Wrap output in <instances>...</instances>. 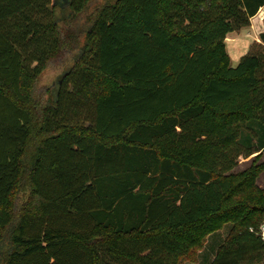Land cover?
<instances>
[{"label":"trees","instance_id":"obj_1","mask_svg":"<svg viewBox=\"0 0 264 264\" xmlns=\"http://www.w3.org/2000/svg\"><path fill=\"white\" fill-rule=\"evenodd\" d=\"M68 2L0 0V264H185L242 208L209 264L264 262L261 168L228 174L264 150V31L226 47L264 0Z\"/></svg>","mask_w":264,"mask_h":264},{"label":"rangeland","instance_id":"obj_2","mask_svg":"<svg viewBox=\"0 0 264 264\" xmlns=\"http://www.w3.org/2000/svg\"><path fill=\"white\" fill-rule=\"evenodd\" d=\"M63 2V5L68 3V0H53L54 3ZM68 6V5H67ZM66 13V12H65ZM58 20L64 15V11L60 8L57 9ZM264 31V7L251 19V24L245 26L239 30L233 31L229 36L230 39L226 40L227 52L229 54L230 65L237 66L242 57L250 52L258 51L261 42L260 34ZM76 53L69 52L65 58L54 60L48 64L46 69L37 79L34 85L33 102L31 104H37L40 106L45 99L53 98L52 92L55 93L58 80L62 74L71 66V63ZM48 102V101H47ZM47 104V103H46ZM45 104V105H46ZM44 105V104H43ZM44 105V106H45ZM35 130V127H34ZM250 130L246 129L242 131V138L250 134ZM255 140V139H254ZM243 152L247 150L246 144L241 139ZM259 166L261 168L258 176L254 179L255 185L259 189H264V150L253 151L251 155L241 156L235 167L228 171V174L238 182L243 178L245 170L249 169L251 165ZM241 194L230 196L227 200L226 207L233 206L237 200H242ZM228 217L224 221H208L205 223L202 231L198 232V237L201 240L200 243L195 244V254L192 260H188L185 264H209L215 257L219 244L224 240L233 224H238L242 218L246 215H250L247 209H240V211L229 213ZM264 225V221L261 227ZM213 226L216 228L215 232L209 234L206 232V227ZM201 244V245H200ZM258 264H264L260 262Z\"/></svg>","mask_w":264,"mask_h":264},{"label":"built area","instance_id":"obj_3","mask_svg":"<svg viewBox=\"0 0 264 264\" xmlns=\"http://www.w3.org/2000/svg\"><path fill=\"white\" fill-rule=\"evenodd\" d=\"M261 234H262V236L264 238V225L261 227Z\"/></svg>","mask_w":264,"mask_h":264},{"label":"water","instance_id":"obj_4","mask_svg":"<svg viewBox=\"0 0 264 264\" xmlns=\"http://www.w3.org/2000/svg\"><path fill=\"white\" fill-rule=\"evenodd\" d=\"M69 3V2H68ZM68 3L64 4V7H67ZM59 81V80H58ZM57 87H58V84H57Z\"/></svg>","mask_w":264,"mask_h":264},{"label":"crops","instance_id":"obj_5","mask_svg":"<svg viewBox=\"0 0 264 264\" xmlns=\"http://www.w3.org/2000/svg\"><path fill=\"white\" fill-rule=\"evenodd\" d=\"M231 33H232V32H230V33L227 35V38H229V39H230V36H229V35H230Z\"/></svg>","mask_w":264,"mask_h":264}]
</instances>
